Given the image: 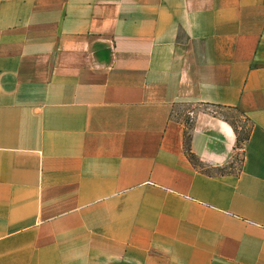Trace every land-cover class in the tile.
<instances>
[{
  "label": "crops",
  "instance_id": "crops-1",
  "mask_svg": "<svg viewBox=\"0 0 264 264\" xmlns=\"http://www.w3.org/2000/svg\"><path fill=\"white\" fill-rule=\"evenodd\" d=\"M0 264H264V0H0Z\"/></svg>",
  "mask_w": 264,
  "mask_h": 264
},
{
  "label": "rangeland",
  "instance_id": "rangeland-1",
  "mask_svg": "<svg viewBox=\"0 0 264 264\" xmlns=\"http://www.w3.org/2000/svg\"><path fill=\"white\" fill-rule=\"evenodd\" d=\"M197 108H199V107L198 106H193V105H186L185 107L182 108L183 112H184L183 119H184V121L186 122V124L188 126H190L191 123H192L191 115H189L188 112L190 110L193 111V110H195ZM212 109L217 111L218 113H220L221 115H223L227 119L231 120L232 123H234V125L236 126L237 131H238L239 136L241 137V139L245 138L249 134L251 124L246 118H244L242 116V114L239 111L233 110V109L223 110V109H219L217 107H212ZM245 142L241 144V147H243ZM236 157H237V159L239 161H241L242 152L239 151V153L236 155Z\"/></svg>",
  "mask_w": 264,
  "mask_h": 264
},
{
  "label": "trees",
  "instance_id": "trees-1",
  "mask_svg": "<svg viewBox=\"0 0 264 264\" xmlns=\"http://www.w3.org/2000/svg\"><path fill=\"white\" fill-rule=\"evenodd\" d=\"M188 138H189V134H187V140H188ZM248 138H249V134L245 138L241 139V137L239 136V133L237 131V144H238V146H241V144L244 143ZM187 150L189 152V156L191 157V159H195L194 155L190 153L188 147H187Z\"/></svg>",
  "mask_w": 264,
  "mask_h": 264
}]
</instances>
